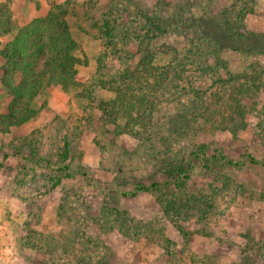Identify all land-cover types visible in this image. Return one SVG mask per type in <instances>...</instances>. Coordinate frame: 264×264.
I'll return each mask as SVG.
<instances>
[{"label": "rangeland", "instance_id": "rangeland-1", "mask_svg": "<svg viewBox=\"0 0 264 264\" xmlns=\"http://www.w3.org/2000/svg\"><path fill=\"white\" fill-rule=\"evenodd\" d=\"M49 13L80 84L9 126L0 57V264H264V0H0V33Z\"/></svg>", "mask_w": 264, "mask_h": 264}, {"label": "trees", "instance_id": "trees-1", "mask_svg": "<svg viewBox=\"0 0 264 264\" xmlns=\"http://www.w3.org/2000/svg\"><path fill=\"white\" fill-rule=\"evenodd\" d=\"M62 14H65L64 10H61ZM51 15V13L48 14L47 21H43L39 28L35 25L41 19L36 18L32 21L34 25L27 29L14 27L15 30L12 31V29L4 28L0 33L1 37L5 35L9 37L5 42L0 39V57L3 60L2 84L12 97V105L6 120L9 126L31 119L38 109L36 99L49 92L54 85H59L63 90H69L80 84L75 79L77 65L82 63L75 53L77 41L68 31L66 20ZM155 70H157L156 67L148 68L140 75V78H152L154 83L160 82L165 71L155 74ZM125 74L132 81L136 78L128 71ZM16 76L17 81L14 78ZM137 78L135 82L140 84L141 81ZM100 82L103 83V81ZM127 91H130L128 95ZM142 92L144 95V91ZM118 96L120 104L117 108L113 101L103 108L101 105L106 116L115 117L112 122H116L122 115L131 117L132 107L127 102L143 98V96L136 97L132 89H126L125 93L121 90ZM124 102L126 103L122 107Z\"/></svg>", "mask_w": 264, "mask_h": 264}]
</instances>
